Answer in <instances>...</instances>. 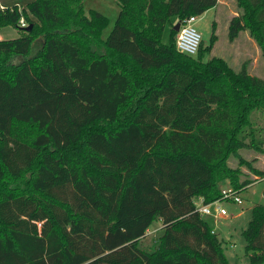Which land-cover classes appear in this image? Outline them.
I'll list each match as a JSON object with an SVG mask.
<instances>
[{"label": "trees", "instance_id": "1", "mask_svg": "<svg viewBox=\"0 0 264 264\" xmlns=\"http://www.w3.org/2000/svg\"><path fill=\"white\" fill-rule=\"evenodd\" d=\"M218 1L118 0L105 39L109 18L84 0L0 9V28L22 32L0 40V264H231L196 201L253 184L242 166L264 177L241 153L264 154V78L204 60L216 22L196 56L175 30ZM237 3L229 39L248 28L264 55V0ZM157 220L160 243L144 248ZM245 237L264 264V204Z\"/></svg>", "mask_w": 264, "mask_h": 264}, {"label": "rangeland", "instance_id": "2", "mask_svg": "<svg viewBox=\"0 0 264 264\" xmlns=\"http://www.w3.org/2000/svg\"><path fill=\"white\" fill-rule=\"evenodd\" d=\"M32 1L0 0V9L10 8L15 5L23 8L27 7ZM84 4L87 14H90L92 10H97L109 18V23L102 34L105 39L113 29L120 13L118 0H84ZM241 10L237 0H220L216 7L197 17L195 26L202 35L205 47L211 43V37L214 33L213 25L216 22V39L213 42L211 52L206 53L204 60L208 61L213 56H220L225 58L237 70H240L246 63L251 74L264 78L263 50L251 34V30L248 28L242 30L234 41L229 39L230 21ZM21 35V30L14 25L0 28V40L15 39ZM170 38L171 26L168 24L163 40L165 43H169ZM38 44H36L35 50H37ZM254 116L256 123L264 128V114L258 111ZM261 134H264V129ZM241 153L248 160H253V164L257 168L264 170L263 153L253 149H242ZM230 164L233 167L238 166V162L234 158L231 159ZM241 168L244 172L243 178L251 177L255 180L253 184L240 192L243 202L238 203L231 199H224L220 202V205L226 209L227 214L217 216L214 212L215 206H212L214 213L203 215V217L215 229L219 237L224 240V251L231 264H256L251 261V257L246 251L247 240L245 231L253 218L254 206L264 204V177H256L246 166ZM226 186H231L229 181H225L223 187ZM163 226V222L159 220L152 223L141 241L144 248H152L160 243Z\"/></svg>", "mask_w": 264, "mask_h": 264}, {"label": "built area", "instance_id": "3", "mask_svg": "<svg viewBox=\"0 0 264 264\" xmlns=\"http://www.w3.org/2000/svg\"><path fill=\"white\" fill-rule=\"evenodd\" d=\"M197 17L198 16L196 15H192L182 23L176 40L178 50L190 56H196L198 54L203 42L202 35L195 26ZM20 23L21 26L27 27L24 19H21ZM224 199H231L238 203L243 202L241 193L235 190L232 186H226L222 189V198L220 200L207 204L204 202L203 198H199L196 201L197 210L201 215H209L214 212L217 216L225 215L227 214V211L220 205V202ZM212 206H215L214 212Z\"/></svg>", "mask_w": 264, "mask_h": 264}, {"label": "water", "instance_id": "4", "mask_svg": "<svg viewBox=\"0 0 264 264\" xmlns=\"http://www.w3.org/2000/svg\"><path fill=\"white\" fill-rule=\"evenodd\" d=\"M181 25H182V22H181V21H178V22L176 23V25H175V30H176L177 32L180 31V29H181ZM30 29H31L30 26H28V27L25 28L26 31H29Z\"/></svg>", "mask_w": 264, "mask_h": 264}, {"label": "crops", "instance_id": "5", "mask_svg": "<svg viewBox=\"0 0 264 264\" xmlns=\"http://www.w3.org/2000/svg\"><path fill=\"white\" fill-rule=\"evenodd\" d=\"M219 1H220V0H219ZM219 1H218V2H219Z\"/></svg>", "mask_w": 264, "mask_h": 264}]
</instances>
